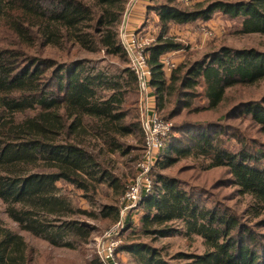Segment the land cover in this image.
<instances>
[{"label": "trees", "instance_id": "16d2710c", "mask_svg": "<svg viewBox=\"0 0 264 264\" xmlns=\"http://www.w3.org/2000/svg\"><path fill=\"white\" fill-rule=\"evenodd\" d=\"M128 1L0 0V201L20 231L52 247H81L94 230L89 218H97L94 211L73 206L57 182L83 196L104 182L117 189L109 156L133 152L130 158L136 161L142 150L140 137L135 147L123 141L140 130L131 109L134 98L129 99L137 91L134 73L125 66L110 71L78 57L80 51L101 48L127 64L119 27ZM149 1L146 21L154 17L159 27L146 47L150 86L164 116L180 119L157 153L152 189L137 205L138 230L120 250L131 254L134 264H172L152 242L196 235L205 250L189 256L192 264H264V149L238 138L240 145L232 151L220 136L223 126L185 117L219 107L228 88L264 80V51L221 45L169 74L161 62L163 55L184 48L167 35L171 27L208 20L215 11L240 17L246 33H264V0H199L187 6L179 0ZM46 47L59 55H45ZM200 96L207 105L194 109L193 100ZM228 111L229 118L249 116L255 131L264 133V94L238 101ZM182 156L202 169H222L223 181L248 197L245 207L224 205L203 187L161 171ZM119 209L116 203L103 204L98 214L117 220ZM127 221L129 228L132 220ZM0 264H35L24 236L1 218Z\"/></svg>", "mask_w": 264, "mask_h": 264}, {"label": "rangeland", "instance_id": "374dc122", "mask_svg": "<svg viewBox=\"0 0 264 264\" xmlns=\"http://www.w3.org/2000/svg\"><path fill=\"white\" fill-rule=\"evenodd\" d=\"M179 1L187 6L199 0ZM146 24V29H149L151 33L145 35L150 38L151 42H153L159 33L157 21L153 17L146 21ZM208 30H212L214 34H206L205 32ZM167 35L174 40L180 41L184 46V48L178 50L174 56L172 55V58L176 59V67L184 61H192L199 58L203 53L216 49L221 45H229L237 49L256 48L260 51H264V33L244 32L242 31V19L240 17H231L220 11H215L208 20L198 19L188 24L174 25L169 29ZM24 50L30 54L35 53V49L32 47L25 46ZM44 54L57 57L59 52L56 48L46 47ZM72 56H74L73 52L71 54V57ZM78 57L91 60L93 63H96L98 67H105L110 71H117L118 68L123 66L127 67L126 63L120 62L116 57L106 55L104 50L101 48L97 53L80 51ZM133 94L134 93H132L131 96L129 95V99L132 98L133 100L134 98V106H132L133 108L131 109L136 115L140 127L141 107L139 97L137 91L134 95ZM263 94L264 80L252 85L234 86L227 89L225 96L226 99L219 107L214 110L201 112L199 114L185 115V117L199 121H212L215 125L223 126V130H219L221 131L220 136L224 140L225 146L232 151L236 150L240 145L238 138H243L249 142H256L264 149V133H258L255 131V128H253L255 127V124L247 120L249 116H247V118L243 115L240 116L238 115L239 112L234 113L235 116L238 115L235 118H229L228 116V110L234 103L241 100L259 99ZM156 105L159 116L171 124V129L168 132V134H170L171 130L176 126L177 121L179 122L180 118H168L164 116V109L162 110L158 107V102ZM193 105L195 106L194 109L205 107L207 105L206 98L201 96L194 98ZM129 119L130 117L127 116V120ZM139 137L141 140V147H143L144 139L141 129L139 130V134H129L123 137V141L132 146L137 144L136 138ZM132 154L133 152L126 155L113 153L109 156L110 161L109 164H107V167L111 169L114 175L119 179L120 187L117 189L109 186L107 182H104L97 185L93 194L89 192L87 196H83V192L74 188L72 185L66 184L62 181L57 182V185L61 187L63 192H68L73 206L86 210H92L97 215L96 219L89 218V223L94 227V230H92V233L88 237L86 243L82 244L79 248L52 247L44 239L33 236L25 231H20L17 224L11 221L4 213V205L1 201L0 218L7 226L24 236V239L32 250L35 264H91L93 261L99 262L96 254L94 253L93 245L97 239L101 240L104 233L119 221L120 215L117 220H112L111 218L103 219L98 213L100 212V207L103 204L116 203L120 206V199L125 191L126 184L135 174L136 161L131 160L130 157ZM193 167H195V169ZM156 171H158V169L155 164L151 170V179ZM161 171L186 180L192 185L203 187L209 194L214 193V195L219 196L218 198H220L224 205L237 208L239 211L243 209L247 203L248 197L246 195H239L237 191L235 192V187L229 186L227 182L223 181L225 173L222 169H202L200 164H198L197 161L195 162V160L190 156L179 157L174 164L168 168L162 169ZM219 178L221 181L217 182V179ZM135 209L132 212H129L130 210H128V212H125L123 215V220L118 233L120 239L116 256L118 264H134L131 254L121 251L120 247L128 236L132 234L133 230H138L141 210L139 206ZM129 217L132 220V226L128 228L127 219ZM144 241L148 240L145 239ZM152 245L161 247L166 255L171 257L172 264H192L189 256L194 253L199 254L205 250L202 239L196 235L185 237L181 234H175L168 237H161L152 242ZM178 253H183L186 256L179 257L177 255Z\"/></svg>", "mask_w": 264, "mask_h": 264}, {"label": "built area", "instance_id": "2783aa9c", "mask_svg": "<svg viewBox=\"0 0 264 264\" xmlns=\"http://www.w3.org/2000/svg\"><path fill=\"white\" fill-rule=\"evenodd\" d=\"M139 0H129L127 7H131ZM128 9V8H127ZM127 9L124 16L126 17ZM213 35L212 30L205 32ZM121 44L127 55V67L137 78V94L140 103V129L143 134V147L135 163V174L128 181L120 199L119 221L110 227L101 240L97 239L93 245L94 253L101 264H118L116 260L119 247V229L123 215L135 208L143 196L152 189L151 170L155 164L159 149L163 146L164 138L171 129V124L162 119L157 111V99L150 86L152 75L148 64L146 47L151 43L150 38L137 35L124 28V22L119 28ZM178 51L163 55L161 62L167 74L176 67V60L172 58Z\"/></svg>", "mask_w": 264, "mask_h": 264}, {"label": "crops", "instance_id": "0c3cea01", "mask_svg": "<svg viewBox=\"0 0 264 264\" xmlns=\"http://www.w3.org/2000/svg\"><path fill=\"white\" fill-rule=\"evenodd\" d=\"M149 2H150L149 0H139L131 7H127L126 5V9L128 8L126 12V17L123 16L122 19V23L124 22V28L126 30L141 36L142 35L146 36L145 34L148 35L151 33L149 29L148 30L146 29L147 28L146 10L149 5Z\"/></svg>", "mask_w": 264, "mask_h": 264}]
</instances>
